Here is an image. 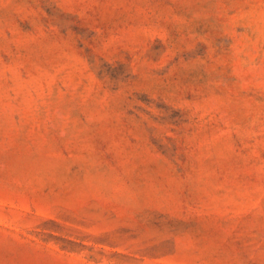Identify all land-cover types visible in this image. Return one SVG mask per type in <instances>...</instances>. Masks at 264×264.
<instances>
[{
	"label": "rangeland",
	"instance_id": "rangeland-1",
	"mask_svg": "<svg viewBox=\"0 0 264 264\" xmlns=\"http://www.w3.org/2000/svg\"><path fill=\"white\" fill-rule=\"evenodd\" d=\"M0 264H264V0H0Z\"/></svg>",
	"mask_w": 264,
	"mask_h": 264
}]
</instances>
